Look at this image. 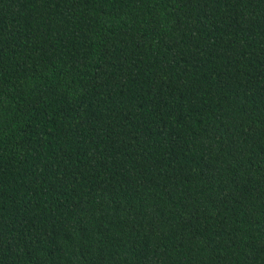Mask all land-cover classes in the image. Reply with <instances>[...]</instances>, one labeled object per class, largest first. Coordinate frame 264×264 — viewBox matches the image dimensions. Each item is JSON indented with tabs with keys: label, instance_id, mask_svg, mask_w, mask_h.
<instances>
[{
	"label": "trees",
	"instance_id": "trees-1",
	"mask_svg": "<svg viewBox=\"0 0 264 264\" xmlns=\"http://www.w3.org/2000/svg\"><path fill=\"white\" fill-rule=\"evenodd\" d=\"M0 264H264V0H0Z\"/></svg>",
	"mask_w": 264,
	"mask_h": 264
}]
</instances>
